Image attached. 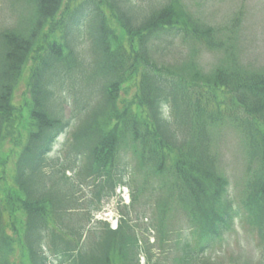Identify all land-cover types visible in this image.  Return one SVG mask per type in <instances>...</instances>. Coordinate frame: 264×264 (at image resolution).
Listing matches in <instances>:
<instances>
[{
    "label": "trees",
    "instance_id": "16d2710c",
    "mask_svg": "<svg viewBox=\"0 0 264 264\" xmlns=\"http://www.w3.org/2000/svg\"><path fill=\"white\" fill-rule=\"evenodd\" d=\"M182 2L27 0L18 25L0 32V264H137L136 241L118 242L124 218L118 230L86 231L91 212L130 181L131 201L155 208L158 227L171 205L196 227L183 263L239 220L264 264V72L235 64L205 76L193 54L178 69L159 64L154 53L167 39L220 47ZM22 80L30 97L16 107ZM86 80L97 88L76 112ZM224 123L246 143L238 199L214 149ZM81 186L93 191L86 205Z\"/></svg>",
    "mask_w": 264,
    "mask_h": 264
},
{
    "label": "rangeland",
    "instance_id": "374dc122",
    "mask_svg": "<svg viewBox=\"0 0 264 264\" xmlns=\"http://www.w3.org/2000/svg\"><path fill=\"white\" fill-rule=\"evenodd\" d=\"M182 1L191 19L213 29L214 40H219L220 47L210 51L193 45L190 41L183 42L179 38L173 41L167 39L161 42L159 51L154 53L159 64L178 69L188 64L193 54L192 60L196 59L198 65L197 72L205 76L211 75L217 66L226 68L225 66L235 64L249 72L258 74L264 72V0ZM29 8L27 0H0V32L17 26L19 18ZM95 88L97 83L86 80L76 89L78 91L76 98L80 102L75 105L76 112L93 100ZM132 92L133 90L130 94ZM29 97L26 93V82L22 80L14 92L13 104L20 107L23 100L28 101ZM72 113V105L63 106V114L67 118L71 117ZM217 130L214 149L219 154L222 171L230 186V195L238 199L236 188L244 180L246 175L244 173L248 167L246 143L242 140L241 131L228 123H224ZM64 140L65 138H61L59 141L62 144ZM9 148L10 145L7 144L3 152L8 155L7 161L12 153ZM11 168L10 164L8 170ZM66 174L71 175L70 172ZM72 175V180L78 184L77 176L73 173ZM138 181L139 184L140 180ZM133 188L134 183L130 181V186L126 190L119 193L118 189L109 201L105 199L101 201L103 207L99 212H91V220L86 231L89 229L90 232L100 231L104 221L109 222L111 229L117 227V224V229H120L123 222L120 217H123L129 231L123 230L119 234L118 242L123 244L127 237L129 241H132V238L136 241L135 251L139 264H185L182 262L184 257L182 249L186 241L190 243V247H194L195 227L189 224L179 208L173 205L168 208L163 218L164 224L158 227L157 223H160L155 208L144 207L143 199L131 201ZM79 192L78 196H81L79 201L86 205L92 189L81 186ZM85 196L87 198L84 200ZM124 204L129 205L126 210ZM124 210L128 212V216L122 213ZM212 245L213 247L206 249L203 255L195 257L191 264H255L259 258L253 237L238 220L221 238H215ZM114 262L122 264L118 258Z\"/></svg>",
    "mask_w": 264,
    "mask_h": 264
}]
</instances>
